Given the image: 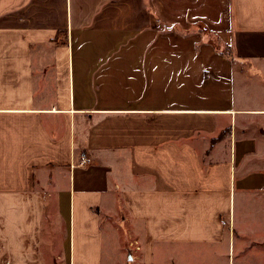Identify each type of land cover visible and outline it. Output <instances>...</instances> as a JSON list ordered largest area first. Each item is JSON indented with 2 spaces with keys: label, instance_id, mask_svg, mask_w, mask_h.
Returning a JSON list of instances; mask_svg holds the SVG:
<instances>
[{
  "label": "crops",
  "instance_id": "1",
  "mask_svg": "<svg viewBox=\"0 0 264 264\" xmlns=\"http://www.w3.org/2000/svg\"><path fill=\"white\" fill-rule=\"evenodd\" d=\"M114 214L264 264V0H0V264H110Z\"/></svg>",
  "mask_w": 264,
  "mask_h": 264
},
{
  "label": "rangeland",
  "instance_id": "2",
  "mask_svg": "<svg viewBox=\"0 0 264 264\" xmlns=\"http://www.w3.org/2000/svg\"><path fill=\"white\" fill-rule=\"evenodd\" d=\"M200 30L208 33L203 26H200ZM116 219H118V214H114L112 220L114 222L112 224L114 228L118 225L116 224L118 223ZM118 226L119 227L115 231L116 233L113 240L112 251L109 255L110 264H144L141 247V225L133 224L131 221H128L124 225ZM131 241H133V245H131ZM109 250L110 245L107 246L106 252L108 253ZM132 253L135 255V258L131 256Z\"/></svg>",
  "mask_w": 264,
  "mask_h": 264
},
{
  "label": "built area",
  "instance_id": "3",
  "mask_svg": "<svg viewBox=\"0 0 264 264\" xmlns=\"http://www.w3.org/2000/svg\"><path fill=\"white\" fill-rule=\"evenodd\" d=\"M133 241H131V245H133ZM137 247H139L138 245H136ZM131 256H134V254L132 253Z\"/></svg>",
  "mask_w": 264,
  "mask_h": 264
}]
</instances>
